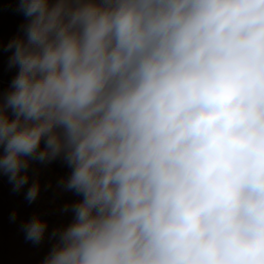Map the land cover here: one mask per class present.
<instances>
[{"label":"clouds","instance_id":"1","mask_svg":"<svg viewBox=\"0 0 264 264\" xmlns=\"http://www.w3.org/2000/svg\"><path fill=\"white\" fill-rule=\"evenodd\" d=\"M18 10L0 174L19 191L63 155L82 196L42 264H264V0ZM46 229L23 225L36 244Z\"/></svg>","mask_w":264,"mask_h":264},{"label":"rangeland","instance_id":"2","mask_svg":"<svg viewBox=\"0 0 264 264\" xmlns=\"http://www.w3.org/2000/svg\"><path fill=\"white\" fill-rule=\"evenodd\" d=\"M19 4L20 0H0V81L10 83L19 69L18 67H9V58L13 50L8 49V44L18 35H22V26L29 20L22 11L18 10ZM71 171L63 157H58L50 162L45 161V165L40 161L36 165L32 160L26 172L27 174L37 173L41 179L28 181L26 189L19 191H14L13 185L10 183L9 235L11 240L25 239L23 225L34 216H39L47 222L45 236L39 244L26 239V244H11V264H42L58 241V234L53 237L52 233L58 229L63 230L73 222L74 212L71 205L81 200L82 196L65 187ZM46 174L50 175V179H47L48 175ZM34 183L39 185V193L34 201L29 202L26 199V193ZM13 214H15L14 219ZM4 232L3 235L7 236V231Z\"/></svg>","mask_w":264,"mask_h":264},{"label":"crops","instance_id":"3","mask_svg":"<svg viewBox=\"0 0 264 264\" xmlns=\"http://www.w3.org/2000/svg\"><path fill=\"white\" fill-rule=\"evenodd\" d=\"M10 82L8 81H0V105L6 99L7 93L10 88ZM7 113L10 118L13 119V115L11 113V109L7 110ZM44 144L43 141L41 143V147L43 148ZM2 150V149H0ZM63 157V155L59 156ZM58 158V157H57ZM35 164L38 165L39 161L34 160ZM45 165V162H41ZM47 179H50V175L46 174ZM28 181H38L41 177L37 173H29ZM27 184H25L20 190H25ZM10 192H11V185L9 183V179L7 175L0 174V264H11L10 263V246L11 244H26L25 239L19 240H11L10 238V213H11V205H10ZM7 231V236H4V231Z\"/></svg>","mask_w":264,"mask_h":264}]
</instances>
